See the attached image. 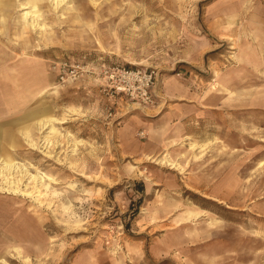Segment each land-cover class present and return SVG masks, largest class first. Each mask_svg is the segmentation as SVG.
Instances as JSON below:
<instances>
[{"label":"rangeland","instance_id":"obj_1","mask_svg":"<svg viewBox=\"0 0 264 264\" xmlns=\"http://www.w3.org/2000/svg\"><path fill=\"white\" fill-rule=\"evenodd\" d=\"M0 16V161L53 178L0 175L1 258L264 264V0H5ZM61 61L81 69L62 79ZM120 67L151 74L148 99L115 88Z\"/></svg>","mask_w":264,"mask_h":264},{"label":"bare ground","instance_id":"obj_2","mask_svg":"<svg viewBox=\"0 0 264 264\" xmlns=\"http://www.w3.org/2000/svg\"><path fill=\"white\" fill-rule=\"evenodd\" d=\"M38 1H40V0H38ZM57 1V4L58 3H62V2H64L65 0H56ZM68 1V0H67ZM72 1H70V3H71ZM2 3H5V0H0V4H2ZM28 4V2L27 3H23L22 5L24 6V7H27L26 5ZM28 11L26 12V15H28ZM0 18H1V16H0ZM37 22V21H36ZM63 121V120H62ZM62 121H60L59 122V118H57V117H54V116H49V117H45V118H42L40 121H39V123H41L42 124V126H45V127H50V132H55L56 131V128H55V126L53 125L54 123H63ZM41 127V126H40ZM30 144V146H33L34 145V143L32 142V140H31V142L29 143ZM159 163H161V164H168V165H171V167H177V164L175 163L174 164V162H172L170 159H168V157H166V156H164L163 158H161L159 161H158ZM0 175L2 174L3 176H5L6 177V179H8L7 177H8V174H13V171H14V169L15 168H18V169H20L19 171L22 173V172H24V174H22L21 176H26L27 178H30L31 180H35V181H37V183H44V181L45 180H48V181H52L53 180V178L51 177V176H49V175H47V174H30L29 172H28V169H27V167L26 166H24V164H20L19 162H17V161H9V160H7V159H4V158H2L1 159V161H0ZM4 171H5V174H4ZM6 182V181H5ZM45 184V186L47 187L48 186V184L49 183H47V182H45L44 183ZM14 185H15V187H13L12 188V186L9 184L8 185V187L6 188V189H12V191H14V192H17L18 191V187H17V185H16V182L14 183ZM6 187V186H5ZM41 188V187H40ZM37 191L38 192H40L39 191V188H37ZM21 193H23V194H29L30 192H24V191H22ZM15 249L17 250V253L18 254H21L20 252H21V249L19 250V247H15ZM0 264H9L6 260H4L3 258H1L0 257Z\"/></svg>","mask_w":264,"mask_h":264},{"label":"built area","instance_id":"obj_3","mask_svg":"<svg viewBox=\"0 0 264 264\" xmlns=\"http://www.w3.org/2000/svg\"><path fill=\"white\" fill-rule=\"evenodd\" d=\"M56 69L58 70V73L60 77L63 79V75L66 74L68 70H70L71 74L78 72L80 68V65H69L66 61L58 62L56 65ZM113 70H116V77L118 81L116 82V89H119L121 91L127 92V93H134V91H130L131 85L135 80H139L142 83V95L148 99V87L151 83V74L144 75L143 80L140 78V71H134L126 69L125 67L120 68H114ZM62 75V76H61ZM132 79V80H131ZM131 80V81H130Z\"/></svg>","mask_w":264,"mask_h":264},{"label":"crops","instance_id":"obj_4","mask_svg":"<svg viewBox=\"0 0 264 264\" xmlns=\"http://www.w3.org/2000/svg\"><path fill=\"white\" fill-rule=\"evenodd\" d=\"M3 102L6 104L7 103V101L5 100H3ZM0 129H3V127H2V125H0ZM0 134H2V132H0ZM1 141H2V139H1V136H0V144H1ZM8 153L5 151V149H3V148H1L0 147V156H6V157H8ZM193 211V210H192ZM194 213L195 214H197V212H195L194 211ZM3 255H1L0 257H2Z\"/></svg>","mask_w":264,"mask_h":264},{"label":"trees","instance_id":"obj_5","mask_svg":"<svg viewBox=\"0 0 264 264\" xmlns=\"http://www.w3.org/2000/svg\"><path fill=\"white\" fill-rule=\"evenodd\" d=\"M140 190L142 191V190H143V188L141 187V188H140Z\"/></svg>","mask_w":264,"mask_h":264}]
</instances>
